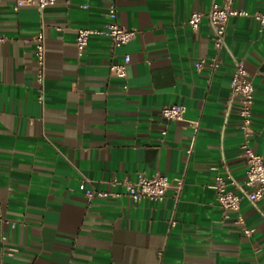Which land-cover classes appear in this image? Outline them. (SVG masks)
Returning a JSON list of instances; mask_svg holds the SVG:
<instances>
[{
    "label": "crops",
    "instance_id": "1",
    "mask_svg": "<svg viewBox=\"0 0 264 264\" xmlns=\"http://www.w3.org/2000/svg\"><path fill=\"white\" fill-rule=\"evenodd\" d=\"M16 1L0 0V215L14 224H0V264H264V198L223 215L211 189L218 173L245 179L235 62L252 79L250 147L264 160V27L232 17L220 68L197 72L195 61L215 55L210 28L206 16L196 31L186 21L224 0H56L41 11ZM111 5L136 31L113 53L102 34ZM232 8L264 13V0ZM77 29L99 33L82 55ZM124 55L126 91L108 73ZM173 105L184 118L167 123L161 108ZM155 174L183 179L178 200L172 190L161 202L125 195L124 181ZM87 189L107 196L87 201Z\"/></svg>",
    "mask_w": 264,
    "mask_h": 264
},
{
    "label": "built area",
    "instance_id": "2",
    "mask_svg": "<svg viewBox=\"0 0 264 264\" xmlns=\"http://www.w3.org/2000/svg\"><path fill=\"white\" fill-rule=\"evenodd\" d=\"M232 2L233 0H224V5L222 7L213 5L206 14L194 11L187 19V26L192 31H196L202 18L204 16L207 17L211 33L210 40L215 52V55L209 60L202 59L195 61L193 63L195 71L200 72L204 68L214 71L220 68L221 60L218 58V55L225 48L227 27L232 17L251 18L257 23L260 29L264 27V13H249L246 10L234 9L232 8ZM55 3L56 0H17L15 9L24 5H32L41 11ZM107 16L110 21L102 34L110 38V51L113 53L115 50L132 41L136 36V31L118 25L116 21V8L114 5L108 7ZM94 34L99 33L89 29L76 30L75 47L78 55H82L88 45L89 38ZM0 41H2V38H0ZM33 44L37 64L36 82L42 84L46 59L45 38L42 32L34 37ZM129 61V56L124 55L121 62L112 63L108 67L109 76L120 80L124 91L127 90L125 81ZM39 99H41V97H39ZM230 99L232 101L235 100L237 103V115L241 133L239 148L241 156L244 157L246 161V171L245 179L241 183L235 181L226 173H218L214 177L211 189L214 193L216 204L223 215L229 212H239L244 200L255 205L264 198V160L262 157L254 154L250 147L253 136L252 107L254 103V87L251 77L246 73L239 62H235L234 64V70L230 81ZM185 111L186 109L182 105L164 106L161 108V116L167 123H177L183 121ZM190 152L191 149L189 148L187 153L189 154ZM86 182L87 181L84 179L81 183V190H84ZM110 184L111 186H116L120 184V182L114 179ZM122 184L125 187V195L135 202H141L143 200L161 202L165 199L169 190L173 191V197L175 200H178L184 183L181 178L169 180L163 175L155 174L152 177L140 175L136 180H126ZM95 195L101 197L107 196L105 193H96L93 190L87 189L84 191V197L87 201H90ZM115 196L118 197L119 195L116 194ZM238 221L240 223L242 222L240 218ZM0 224H10L11 227L14 226V224L3 215H0ZM242 231L245 235H249L252 232L245 228H243Z\"/></svg>",
    "mask_w": 264,
    "mask_h": 264
}]
</instances>
